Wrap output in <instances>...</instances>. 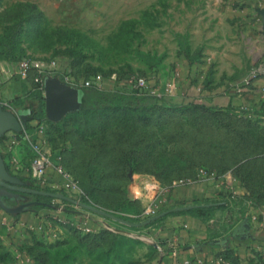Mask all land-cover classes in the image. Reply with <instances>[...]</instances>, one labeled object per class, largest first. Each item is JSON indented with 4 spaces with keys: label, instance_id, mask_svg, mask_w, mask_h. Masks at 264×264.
<instances>
[{
    "label": "rangeland",
    "instance_id": "rangeland-1",
    "mask_svg": "<svg viewBox=\"0 0 264 264\" xmlns=\"http://www.w3.org/2000/svg\"><path fill=\"white\" fill-rule=\"evenodd\" d=\"M199 8L195 0H0V80L12 78L25 58L31 69L19 96L39 86L34 80L39 71L57 73L77 87L97 72L106 86L121 88L117 80L128 75L145 76L150 87L160 89L177 75L181 88L179 64L188 62L191 72L204 74L200 81L193 79L196 87L222 95L225 87L239 85L250 59L219 80L214 61L200 68L196 62L209 59L210 39L199 40ZM250 46L254 50L257 43ZM241 97L235 96L236 105L248 103ZM249 104L253 109L215 111L158 102L137 110L88 111L60 124L46 123L47 139L52 151L61 150L65 166L90 186L86 198L107 210L130 212L143 221L148 199L137 197L135 189L157 183L167 197L174 184L198 180L199 169L207 168L214 179L231 174L240 190L234 205L245 201L235 213L243 217L249 205L264 206V108ZM15 151L26 163L30 143L21 138ZM43 199L52 205L28 208L16 217L0 207V264H150L165 242L157 228L172 215L131 228L96 213L102 223L85 233L70 214L87 209L57 197ZM223 208H214L209 217L215 211L221 216ZM223 252L221 264H264L263 251Z\"/></svg>",
    "mask_w": 264,
    "mask_h": 264
},
{
    "label": "crops",
    "instance_id": "crops-1",
    "mask_svg": "<svg viewBox=\"0 0 264 264\" xmlns=\"http://www.w3.org/2000/svg\"><path fill=\"white\" fill-rule=\"evenodd\" d=\"M195 2L200 5L197 33L199 40L210 39L207 50L210 52L209 59L196 62L200 68L205 70L208 63L214 61L218 68L216 78L219 80L222 73L230 75L236 67L242 69L244 62L249 58L251 64L245 66L244 72L238 77L241 81L253 65H264V0H238L237 2L244 4L243 7H232L227 0ZM208 21L216 22L209 25ZM238 26L239 36L236 32ZM256 43V48L251 50L250 45ZM179 65V80H183V83L180 88L182 94L176 95V98H195L216 105H226L230 100L234 102L235 96L226 90L221 95L196 87L193 79L196 78L195 82L200 81L204 74L197 76L194 71L191 72L188 62ZM22 81L25 82L16 74L12 75V78L6 75L1 79L0 101L7 102L14 96L21 95L24 91ZM226 84L230 82L224 80V85ZM191 90L195 96L191 95ZM241 100L264 108V70L252 79L251 89L243 93ZM0 150H5L4 139L0 142ZM233 182L231 174L227 173L216 179L213 177L176 183L169 188L166 203H162L161 208L192 204L195 201L203 203L210 198L226 200L227 203L221 210V216L218 215L219 218L215 217L216 211L207 219L188 212L167 215L157 228L165 242L158 245V253L150 264H221L222 251L228 247L235 251L238 249L239 254L251 249L264 252L263 206L249 205L243 217L240 216L241 213L236 214V209H243L245 201L234 205L236 200L232 198L240 196V190L237 186L234 187ZM70 215L75 222L79 220V213ZM237 215L240 217L236 218ZM101 221L103 219L97 217V221L92 220L88 224L98 227ZM174 250L176 254L173 253ZM185 260L188 262H184Z\"/></svg>",
    "mask_w": 264,
    "mask_h": 264
},
{
    "label": "built area",
    "instance_id": "built-area-1",
    "mask_svg": "<svg viewBox=\"0 0 264 264\" xmlns=\"http://www.w3.org/2000/svg\"><path fill=\"white\" fill-rule=\"evenodd\" d=\"M234 1V0H233ZM54 61L50 63L53 66ZM31 68V63L25 59L21 58L17 63L16 75L21 79H25L28 76L29 69ZM264 70V65L257 63L253 65L244 78L240 81L239 85L235 87L230 85L226 87V91L231 92L232 96H242L243 93L251 89V81L254 77L258 76ZM34 80L43 87V76L41 71L34 77ZM106 78L100 72L93 73L86 79L80 82V86L83 85H94L96 87H104L106 84ZM126 83L134 88L140 90H146L151 93L158 95L164 94L168 96L181 95L182 91L178 86V76L174 75L169 77L163 85L150 87L145 76H132L126 80ZM3 104L6 102L0 101ZM239 108H247V104L240 101ZM46 117V116H45ZM36 125L33 131H27L26 129L21 130L22 133L19 136L18 131L9 130L5 133L4 145L5 150V161L8 164L9 170L13 174H25L33 179H35L40 185L49 186L52 189H58L63 193H66L72 197H80L83 193L78 180L74 175L65 168L62 163L61 155L54 154L51 150L49 142L46 137V119L40 121H35ZM26 140L30 143L31 156L29 160L24 163L21 161L19 155H17L15 149H17L20 139ZM213 173L207 171L204 168L199 169V179L212 178ZM185 182V181H184ZM166 188L157 184L146 182L141 187L134 190V194L141 198H147L148 201L143 209V217H150L161 209V204L165 201L164 193ZM264 212V206H263ZM98 215L89 210H85L79 213V220L75 222L76 226L82 230L90 231L92 226L88 224L89 221H97ZM100 216V215H99ZM102 222V221H101ZM264 249V243H263ZM176 254V250L173 251ZM184 262H188L185 260ZM174 264H180L175 262Z\"/></svg>",
    "mask_w": 264,
    "mask_h": 264
},
{
    "label": "trees",
    "instance_id": "trees-1",
    "mask_svg": "<svg viewBox=\"0 0 264 264\" xmlns=\"http://www.w3.org/2000/svg\"><path fill=\"white\" fill-rule=\"evenodd\" d=\"M31 69V68H30ZM29 69V71H30ZM29 74V72H28ZM57 77H59L60 79L64 80L62 76H60L59 74H55ZM129 76V75H128ZM128 76H126L125 80L120 81L117 80V83L122 86L118 87V86H104V87H96L94 85H83L80 86L81 88V107L73 112H69L67 113L62 119L58 120V121H51L49 119H47L45 117V110H44V96H43V87L38 86L35 89H32L31 91H28L26 96H14L12 99H10L9 101L6 102V104H3L4 108H8L13 112H20L23 110H27L29 111L28 116H27V120H26V124H25V129L27 131H33L36 123H32L33 121H40L42 119H46V123L51 122L52 124H60L62 123L66 118L70 117V116H74L77 114H83L86 113L88 111H93V112H98V111H103V110H114V111H121V110H128V109H132V110H137L147 104L150 103H163L169 106H174V107H202V108H211L214 109L215 111L218 110H222V109H226V108H233V107H238V105H236L233 101H229V103H227L226 105H216V104H208L204 101H200L197 100L195 98L192 99H178L175 96H168V95H158L155 93H151L148 92L146 90H140L138 88H134L132 86H130L129 84L126 83V80L129 78ZM126 87L128 89H126ZM230 95H232L230 93ZM241 109H246V110H251L253 109V106H251L249 103L247 104V108H241ZM256 110H260V109H256ZM18 135L20 136L22 131H18L17 132ZM46 137H47V131H46ZM48 138V137H47ZM0 140H2V138H0ZM48 140V139H47ZM49 141V140H48ZM4 161L6 158L5 153H3L0 150ZM54 154H60L61 155V160L63 165L65 166L64 163V158H63V154L61 152V150L58 151H53ZM6 167L9 170L8 164L5 161ZM66 169H68L71 173L72 171L65 166ZM206 170H209L206 168ZM222 172H226V169L222 170ZM73 174V173H72ZM24 182L25 185L31 186V187H36V188H44L46 190H53L56 191L58 189H52L49 186H45V185H40L35 179L25 175V174H17ZM74 175V174H73ZM74 177L78 180V183L83 191V194L80 195V200L84 201V202H88L91 203L95 206H98L100 208H103L97 204H95L94 202H90L89 198H86L87 194H89V190H90V186L89 185H84L80 182V180L78 179L77 176L74 175ZM38 195V194H37ZM41 196V198H46V197H50L47 195H38ZM219 202L218 204H213V205H196V206H192L187 210H183V211H172L169 212L167 214H174V213H179V212H188L191 213L193 215L196 216H200L202 219H207L211 213V211L214 208H219V207H223L225 206V204L227 203L226 200H221V199H216V198H210V199H206L204 202ZM193 203H201V202H193ZM48 202H45L41 205H35L33 206L32 210L36 211L38 208L40 207H44L45 205H47ZM49 205V204H48ZM1 207V206H0ZM168 207H163L161 208L159 211L164 210ZM66 211H74V208L71 207H65L64 208ZM105 209V208H103ZM107 210V209H105ZM110 213H113L119 217H122L124 219L130 220L132 222H139L137 221L138 218L135 216H129L126 213H130V212H126V211H118V210H107ZM158 211V212H159ZM166 214V215H167ZM14 217L17 216V214H13ZM166 215L161 216L160 218H157L153 221H150L149 223L145 224V225H149L152 224L154 222L159 221L160 219L164 218ZM104 217L111 219L113 221H115L116 223H122L120 221L114 220L109 216L104 215ZM124 224V223H122ZM127 225V224H125ZM131 228H138L139 226H134V225H128ZM77 230L83 232L81 229ZM85 233H92V231H84ZM230 249H232L231 247L226 248L223 251L228 252ZM224 256H227L225 254V252H223Z\"/></svg>",
    "mask_w": 264,
    "mask_h": 264
},
{
    "label": "water",
    "instance_id": "water-1",
    "mask_svg": "<svg viewBox=\"0 0 264 264\" xmlns=\"http://www.w3.org/2000/svg\"><path fill=\"white\" fill-rule=\"evenodd\" d=\"M43 90L45 116L51 121H58L62 119L67 113L76 111L81 107V88L65 82L54 74L48 73L43 76ZM28 113L29 111L27 110H23L18 113L13 112L8 108H4L3 103L0 102V138H3L5 133L9 130L21 131L25 129ZM18 193H30L57 197L75 203L94 213L106 215L124 224L134 226L147 224L150 221L160 218L161 216L172 211H183L196 205H213L219 203L203 202L177 205L161 210L143 221L132 222L110 213L103 208L88 202L81 201L80 199L72 197L61 191L46 190L43 188L25 185L23 180L18 175L8 171L4 158L0 152V206L12 214H17L22 210L28 209L32 204L40 203L38 200H33L24 203L17 202L13 206H7L2 202L1 196L11 197L12 195H18ZM48 204L52 205V203Z\"/></svg>",
    "mask_w": 264,
    "mask_h": 264
},
{
    "label": "flooded vegetation",
    "instance_id": "flooded-vegetation-1",
    "mask_svg": "<svg viewBox=\"0 0 264 264\" xmlns=\"http://www.w3.org/2000/svg\"><path fill=\"white\" fill-rule=\"evenodd\" d=\"M2 202L7 206H13L17 202L24 203L28 201L38 200L40 203L38 204H32L29 206V209L32 208L35 205H41L45 203L46 201L41 198V196H38L37 194H30V193H18V195H12L11 197L7 196H1Z\"/></svg>",
    "mask_w": 264,
    "mask_h": 264
}]
</instances>
